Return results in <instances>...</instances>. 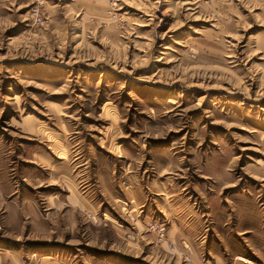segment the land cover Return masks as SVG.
I'll list each match as a JSON object with an SVG mask.
<instances>
[{
    "label": "rangeland",
    "instance_id": "1",
    "mask_svg": "<svg viewBox=\"0 0 264 264\" xmlns=\"http://www.w3.org/2000/svg\"><path fill=\"white\" fill-rule=\"evenodd\" d=\"M241 259L264 264V0H0V264Z\"/></svg>",
    "mask_w": 264,
    "mask_h": 264
},
{
    "label": "crops",
    "instance_id": "2",
    "mask_svg": "<svg viewBox=\"0 0 264 264\" xmlns=\"http://www.w3.org/2000/svg\"><path fill=\"white\" fill-rule=\"evenodd\" d=\"M241 261L245 262L246 264H252V262L248 261V260H243L241 259Z\"/></svg>",
    "mask_w": 264,
    "mask_h": 264
},
{
    "label": "bare ground",
    "instance_id": "3",
    "mask_svg": "<svg viewBox=\"0 0 264 264\" xmlns=\"http://www.w3.org/2000/svg\"><path fill=\"white\" fill-rule=\"evenodd\" d=\"M167 17V16H166ZM164 21V20H163ZM163 23V22H162Z\"/></svg>",
    "mask_w": 264,
    "mask_h": 264
}]
</instances>
